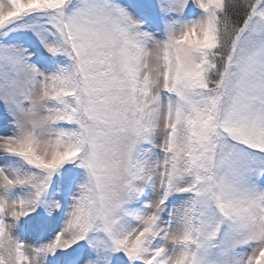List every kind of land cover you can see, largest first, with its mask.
Instances as JSON below:
<instances>
[{"label":"snow or ice","instance_id":"6c2138e0","mask_svg":"<svg viewBox=\"0 0 264 264\" xmlns=\"http://www.w3.org/2000/svg\"><path fill=\"white\" fill-rule=\"evenodd\" d=\"M0 264H264V0H0Z\"/></svg>","mask_w":264,"mask_h":264}]
</instances>
